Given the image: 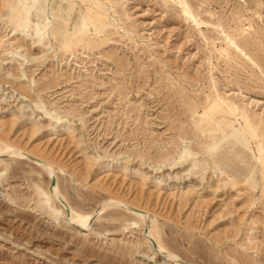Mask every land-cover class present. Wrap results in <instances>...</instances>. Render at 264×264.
<instances>
[{
    "label": "rangeland",
    "instance_id": "obj_1",
    "mask_svg": "<svg viewBox=\"0 0 264 264\" xmlns=\"http://www.w3.org/2000/svg\"><path fill=\"white\" fill-rule=\"evenodd\" d=\"M0 153V264H264V0H0Z\"/></svg>",
    "mask_w": 264,
    "mask_h": 264
},
{
    "label": "bare ground",
    "instance_id": "obj_2",
    "mask_svg": "<svg viewBox=\"0 0 264 264\" xmlns=\"http://www.w3.org/2000/svg\"><path fill=\"white\" fill-rule=\"evenodd\" d=\"M36 34H39L40 35V30H37L36 31ZM6 153H3V154H9V155H18V156H25V157H28L30 159H32L34 161V163H37L39 165H41L45 171L48 173V175L50 176V178H52L54 175V170H53V167L50 163L36 157V156H33L31 154H29L28 152L24 151V150H20V149H10V150H6L5 151ZM0 155H2V153H0ZM260 175V174H259ZM50 192L52 194V196L54 198H58L59 196V192L57 190V187L54 186L53 188L51 187L50 188ZM58 200V199H57ZM61 201V200H60ZM110 203L108 204H104V205H101L102 209H104V207L106 206H109ZM111 204H114V205H119V206H122V207H126V208H129L131 209L133 212H135V214L140 217L141 219H145V215H144V211L142 209H135L134 207H132L130 204L126 203V202H123V201H120V200H117V201H113L111 202ZM63 205V204H62ZM64 206V205H63ZM65 207V206H64ZM69 219H70V222L71 224H75L77 226H79V230L81 228V230H84L86 228H88L89 226V219H90V215H80L78 216L77 218H75L73 215H72V212L70 213L69 215ZM91 221V220H90ZM149 236H152L151 235V232H148L147 235H146V238L147 239H150L148 238ZM150 241V240H149ZM154 242V241H153ZM152 245V244H151ZM158 252H161V253H164L163 251V248L159 245L158 246ZM156 251V250H155ZM164 255V254H163ZM162 255V256H163ZM165 257H168V258H171V259H178L177 256L175 255H172L170 253H165Z\"/></svg>",
    "mask_w": 264,
    "mask_h": 264
}]
</instances>
